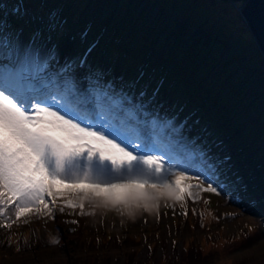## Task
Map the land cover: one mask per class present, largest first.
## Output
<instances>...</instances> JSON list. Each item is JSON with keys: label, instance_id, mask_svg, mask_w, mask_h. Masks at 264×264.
<instances>
[{"label": "rangeland", "instance_id": "374dc122", "mask_svg": "<svg viewBox=\"0 0 264 264\" xmlns=\"http://www.w3.org/2000/svg\"><path fill=\"white\" fill-rule=\"evenodd\" d=\"M234 4L0 0V41L4 32L17 33L18 48L26 39V49L39 51L41 59L51 54L58 65L46 92L63 91L69 84L78 95L80 88L107 91L94 80L101 76L103 83L116 78L126 89L148 69L141 78L144 88L138 91L140 82L135 89L134 107L154 131L132 125L144 144L162 148L166 159L193 169L190 175L210 176L220 192L200 191L199 199L184 202L161 200L159 207L149 203L145 210L139 199L129 200L121 190L106 205L86 206L84 215L65 207L54 217L22 219L11 228L0 227V264H264V54ZM63 20L71 24L67 38L82 34L81 29L86 37L96 32L88 43L69 38L77 58L57 63V46L63 43L50 39ZM105 20L110 26L102 25ZM31 21L41 30L35 40L25 38V27L18 28ZM89 23L93 26L86 35ZM39 26L47 27L46 39L40 38ZM100 34L106 47L98 43L92 62L81 67L86 43L99 42ZM109 67L116 70L109 72ZM57 76H62L58 85ZM129 91L111 96L125 102ZM70 101L84 115L94 112L93 105L89 113L75 104L78 99ZM134 187L137 193L146 190ZM58 203L63 206V198Z\"/></svg>", "mask_w": 264, "mask_h": 264}, {"label": "snow or ice", "instance_id": "6c2138e0", "mask_svg": "<svg viewBox=\"0 0 264 264\" xmlns=\"http://www.w3.org/2000/svg\"><path fill=\"white\" fill-rule=\"evenodd\" d=\"M43 70L31 49L21 58L17 45L0 41V227L54 217L65 207L84 215L86 206L106 205L121 190L145 210L161 200L199 199L200 191L220 194L210 176L190 175L193 169L166 159L162 148L144 144L120 114L128 113L122 100L94 89L78 96L71 84L46 92ZM76 96L94 103V112L82 114L70 101ZM136 185L146 190L137 193Z\"/></svg>", "mask_w": 264, "mask_h": 264}, {"label": "water", "instance_id": "95a60500", "mask_svg": "<svg viewBox=\"0 0 264 264\" xmlns=\"http://www.w3.org/2000/svg\"><path fill=\"white\" fill-rule=\"evenodd\" d=\"M236 1V0H232ZM242 15L264 54V0H244Z\"/></svg>", "mask_w": 264, "mask_h": 264}, {"label": "trees", "instance_id": "16d2710c", "mask_svg": "<svg viewBox=\"0 0 264 264\" xmlns=\"http://www.w3.org/2000/svg\"><path fill=\"white\" fill-rule=\"evenodd\" d=\"M64 1V0H63ZM67 18V17H66ZM36 21V20H35ZM34 22V21H33ZM50 23V22H49ZM27 25H28V27H26L27 28V33L28 34H33V33H39L40 31H39V29L38 28H35V24H32V21L31 22H27ZM58 25H59V27H63L62 29H59L58 28V30L57 31H55V33H52L51 35H52V37H51V39L52 40H58L59 39V41H61L62 39H64V37H65V31L67 32L68 30H69V27L71 26V24L69 25L68 24V22L67 21H59V23H58ZM87 27H85L86 28V35L88 34V32L90 31V30H92V24L91 23H89V24H85ZM102 25L103 26H110V23H108V20H105V21H103V23H102ZM26 26V25H25ZM30 27H33V28H30ZM40 28H42V30H43V33L45 34V35H48L47 33V27H43V26H39ZM52 27V26H51ZM53 29H54V27H52ZM57 29V28H56ZM37 30V32H34V31H36ZM84 32H85V29H81L80 30V33H82V34H79V35H77V37H76V39H75V41H77V40H82L83 38L84 39H86L87 38V40H89V38H93L94 39V32H96L95 30L93 31V34L91 35H87V37L85 36V35H83L84 34ZM101 32V31H100ZM100 32H97L95 35H97V34H99ZM42 33V32H41ZM85 36V37H84ZM100 36V42L102 43V46L103 47H106L105 45H106V41H105V38L100 34L99 35ZM97 37V36H96ZM103 38H104V41H103ZM103 41V42H102ZM114 42V41H113ZM86 43V42H85ZM87 43H88V41H87ZM87 43H86V45H87ZM92 44V41H91V43L90 44H88V45H91ZM111 44V43H110ZM88 45L86 46V47H88ZM112 45V49H114L115 51H118L117 50V47L116 46H114V43L113 44H111ZM85 46V45H84ZM82 49H83V47H81ZM102 49V47L100 48V50ZM95 64H97L96 62H95ZM111 69L112 68H110L109 67V72H111ZM147 71H148V69H147ZM146 71V72H147ZM145 72V73H146ZM144 73V74H145ZM102 78H103V76H101ZM102 78L100 79V81L102 82L103 80H102ZM158 80V79H157ZM157 80L155 79V83H154V86L155 85H157ZM140 89H142V85L140 86V88H138V91L140 90ZM137 91V92H138Z\"/></svg>", "mask_w": 264, "mask_h": 264}, {"label": "bare ground", "instance_id": "6f19581e", "mask_svg": "<svg viewBox=\"0 0 264 264\" xmlns=\"http://www.w3.org/2000/svg\"><path fill=\"white\" fill-rule=\"evenodd\" d=\"M71 51V46L69 45L66 49V53L68 54ZM66 59V58H65ZM50 63H52V60H50ZM50 63L47 65L46 70H48V67L50 66ZM41 67V65H39ZM88 92V91H87ZM86 92V93H87ZM146 130L149 131L150 133H152L154 131V129H152V125L150 124H146ZM153 135V134H152Z\"/></svg>", "mask_w": 264, "mask_h": 264}, {"label": "built area", "instance_id": "2783aa9c", "mask_svg": "<svg viewBox=\"0 0 264 264\" xmlns=\"http://www.w3.org/2000/svg\"><path fill=\"white\" fill-rule=\"evenodd\" d=\"M245 1L244 0H240V2L235 1V7L238 9L239 12H241L242 14V8L244 5Z\"/></svg>", "mask_w": 264, "mask_h": 264}]
</instances>
